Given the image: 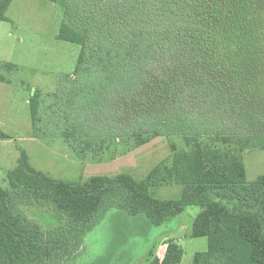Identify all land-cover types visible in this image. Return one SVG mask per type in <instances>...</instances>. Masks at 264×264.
<instances>
[{
	"label": "trees",
	"instance_id": "obj_1",
	"mask_svg": "<svg viewBox=\"0 0 264 264\" xmlns=\"http://www.w3.org/2000/svg\"><path fill=\"white\" fill-rule=\"evenodd\" d=\"M49 1L62 13L57 39L80 47L77 67L98 73L100 87L128 75L131 89L129 103L110 95L83 108L90 116L81 126L92 122L97 134L74 124L78 112L60 113L64 142L77 158L101 162L112 147L129 152L159 135L184 147L172 144L169 161L142 180L122 173L58 181L21 153L5 173L8 188L0 185V264H65L114 208L158 227L192 206L200 211L189 237L207 239L192 264H264V175L248 182L243 157L264 151V0ZM10 2L0 0V21ZM52 105L34 92L33 126ZM9 139L0 128V140ZM165 184L180 185L181 198L151 195ZM28 206L49 209L57 224L44 228L26 215ZM163 246L159 264H179L182 248L173 240ZM152 258L149 251L146 262Z\"/></svg>",
	"mask_w": 264,
	"mask_h": 264
},
{
	"label": "rangeland",
	"instance_id": "obj_2",
	"mask_svg": "<svg viewBox=\"0 0 264 264\" xmlns=\"http://www.w3.org/2000/svg\"><path fill=\"white\" fill-rule=\"evenodd\" d=\"M4 15L6 20L0 21V114L6 115L1 117L6 118L1 130L10 139L0 140L2 187L8 188L5 173L16 167L21 153L36 171L58 181L83 182L95 176L114 177L122 173L142 180L161 162L169 161L172 144L184 147L174 136L159 135L129 152L124 145L112 147L103 153L101 162L78 159L64 142L62 133L66 125L58 121L59 115L69 112L75 116L78 112L82 119L73 120L74 124H79L83 132L97 134L99 128L94 123L81 126L82 120L88 121L90 116L83 108L100 101L105 103L110 95H117L121 103L127 96L129 103L128 75L118 84L104 82L100 87L95 79L98 73L78 68L80 47L57 39L62 13L49 0H11ZM35 91L42 94L45 105H53L46 120L33 126L29 101ZM112 103L114 111L116 103ZM42 113L43 109L39 117ZM192 120L205 127L203 119ZM243 157L248 182L264 175L263 150H245ZM150 192L158 200L175 201L181 198L182 187L165 184L151 188ZM23 210L44 228L57 224L49 209L28 206ZM199 211V207H188L170 222L155 227L146 225L143 217L111 209L86 232L81 249L65 264H159L163 245L169 240L182 248L179 264H192L195 253L207 250L206 238L189 237ZM149 251H153V258L147 263Z\"/></svg>",
	"mask_w": 264,
	"mask_h": 264
},
{
	"label": "crops",
	"instance_id": "obj_3",
	"mask_svg": "<svg viewBox=\"0 0 264 264\" xmlns=\"http://www.w3.org/2000/svg\"><path fill=\"white\" fill-rule=\"evenodd\" d=\"M1 117H6V115H4L3 113L0 114V128L2 129V127H4V124L6 123V118L2 119Z\"/></svg>",
	"mask_w": 264,
	"mask_h": 264
}]
</instances>
